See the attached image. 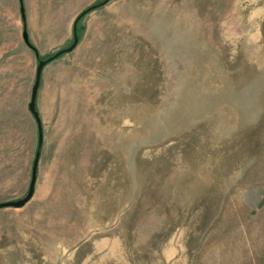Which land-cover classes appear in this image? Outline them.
Segmentation results:
<instances>
[{
  "label": "rangeland",
  "instance_id": "1",
  "mask_svg": "<svg viewBox=\"0 0 264 264\" xmlns=\"http://www.w3.org/2000/svg\"><path fill=\"white\" fill-rule=\"evenodd\" d=\"M102 0H22L42 59ZM0 0V203L28 190L37 59ZM41 73L33 196L0 264H264V0H110Z\"/></svg>",
  "mask_w": 264,
  "mask_h": 264
},
{
  "label": "water",
  "instance_id": "2",
  "mask_svg": "<svg viewBox=\"0 0 264 264\" xmlns=\"http://www.w3.org/2000/svg\"><path fill=\"white\" fill-rule=\"evenodd\" d=\"M109 1L110 0L102 1L100 3V6H104ZM84 14H85V11L81 12L76 17V19L73 23L72 43L67 48H64L60 51H57L52 57H49L45 60H41V61L37 62V66H36V70H35V76H34V83H33L32 88H31L30 99H29V103H28V111L31 114V116L33 117V119L36 123V129H37V145H36L34 158L32 161L31 176H30V182H29L28 190H27L26 195L22 199H19L16 201H6V202L0 203V209H4V208L18 209V208H21L25 204H27L33 196L34 186H35V182H36L37 166H38V162H39V158H40V154H41L42 141H43V131H42L41 120L39 117V113L36 110V97H37V91H38V88L40 85L41 73H42L43 68L47 64L51 63L52 61H54L55 59H57L61 55L70 53L75 49V47L78 43V36L76 34V24H77L78 20ZM20 15H21L22 20H25V13H24L23 8H20ZM22 40H23L24 44L30 49L31 44L29 42V38H28V34H27L26 30H23V32H22Z\"/></svg>",
  "mask_w": 264,
  "mask_h": 264
},
{
  "label": "trees",
  "instance_id": "3",
  "mask_svg": "<svg viewBox=\"0 0 264 264\" xmlns=\"http://www.w3.org/2000/svg\"><path fill=\"white\" fill-rule=\"evenodd\" d=\"M102 1H104V0H102ZM102 1H99V2H97V3H95V4H93V5H91V6H89V7H87L86 9H84L83 11H85V14L78 20V22H77V24H76V34L78 33L77 32V25H78V23H79V21L85 16V15H87L88 13H90V12H92L93 10H95V9H97V8H100L101 6H100V3L102 2ZM18 4H19V8H23V3H22V0H18ZM82 11V12H83ZM21 21H22V23H23V30H26V25H25V20H22V18H21ZM31 44V43H30ZM30 49L33 51V53L35 54V57H36V59H37V62L38 61H41V60H45V59H47V58H49V57H52L55 53H53L52 55H49V56H46V57H44V58H40L39 56H38V53H37V51H36V49L31 45L30 46ZM62 56V55H61ZM59 58V57H58Z\"/></svg>",
  "mask_w": 264,
  "mask_h": 264
},
{
  "label": "crops",
  "instance_id": "4",
  "mask_svg": "<svg viewBox=\"0 0 264 264\" xmlns=\"http://www.w3.org/2000/svg\"><path fill=\"white\" fill-rule=\"evenodd\" d=\"M43 1H47V0H43ZM49 2H51V1H57V0H48ZM66 1H74V0H66ZM77 1H79V2H81V1H84V0H77ZM73 25V24H72ZM73 27V26H72Z\"/></svg>",
  "mask_w": 264,
  "mask_h": 264
}]
</instances>
